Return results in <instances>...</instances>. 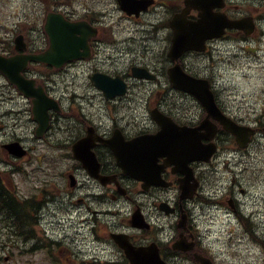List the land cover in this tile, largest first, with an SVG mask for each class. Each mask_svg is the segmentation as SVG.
<instances>
[{
	"label": "clouds",
	"instance_id": "clouds-1",
	"mask_svg": "<svg viewBox=\"0 0 264 264\" xmlns=\"http://www.w3.org/2000/svg\"><path fill=\"white\" fill-rule=\"evenodd\" d=\"M123 2L0 0V264H264V0H210L243 26L202 36L179 61L173 22L196 25L204 9ZM50 17L84 26L59 63L32 59L53 50ZM177 70L211 109L177 87ZM157 116L195 133L198 152L183 170L154 154L146 176L114 142L157 138Z\"/></svg>",
	"mask_w": 264,
	"mask_h": 264
},
{
	"label": "water",
	"instance_id": "water-1",
	"mask_svg": "<svg viewBox=\"0 0 264 264\" xmlns=\"http://www.w3.org/2000/svg\"><path fill=\"white\" fill-rule=\"evenodd\" d=\"M202 1L203 0L196 1L194 3L192 2V0H189L190 5L201 7L202 9H204V11L202 12L201 21L196 25H190V27H193L191 30H184L185 23L180 17H177V19L173 22V26L177 29L176 46L174 48L173 55H178L179 52L185 47L193 46L192 44H196L202 36L218 32L223 25L243 26L229 24V22H227L222 16L212 15L210 12V0H204L205 6L201 5ZM133 4L137 6L136 2H134ZM134 9L135 8H133L132 10ZM225 29H227V27ZM48 57L49 54L41 57V59H45ZM13 64L14 63H12L11 66H13ZM9 73L13 75V77H15V72ZM174 77L176 79V85L179 89L192 94L193 96L198 98L202 104L207 105L211 109V98L206 88L200 85L197 81L182 75L179 71L174 74ZM164 123H162V125L165 128L166 125ZM239 137L243 140L247 138V133L244 132V134L239 135ZM142 143L145 146L142 147ZM149 144L151 145L150 151H148L146 148V146ZM83 146H85V143H82L78 146V152L83 148ZM122 148L127 149L131 152L129 153V155H123L119 150H117L118 154L121 156L122 162L127 163V165L130 167V170L141 172L144 175L149 176L150 174H152V170H150L148 167L154 160V154L171 153V155L175 157L177 164L181 165L184 159L198 152V140L195 133L189 132L187 130L181 131L174 126H171L170 129H164V131L153 140H141L130 144H124ZM12 150L17 151L15 146H12ZM86 150H88V144L86 146ZM86 154L87 155L83 154L82 156L87 158L88 153ZM188 191L189 188L185 184L186 194ZM141 261L139 259L137 261V264H145Z\"/></svg>",
	"mask_w": 264,
	"mask_h": 264
},
{
	"label": "flooded vegetation",
	"instance_id": "flooded-vegetation-1",
	"mask_svg": "<svg viewBox=\"0 0 264 264\" xmlns=\"http://www.w3.org/2000/svg\"><path fill=\"white\" fill-rule=\"evenodd\" d=\"M136 2V0H124V2L122 3V7H124L125 9H128V10H132L133 8H136L138 7L139 5H134L133 3ZM201 5L205 6L204 5V1L201 2ZM193 27H190V25H186L184 26V30H191ZM229 29L226 30V32L228 31ZM175 56V55H174ZM177 60H182V54L177 58ZM179 67V66H178ZM178 71V70H177ZM175 74V73H174ZM157 118V117H156ZM186 125H180V127H185ZM243 126V125H241ZM118 140V139H117ZM119 141V140H118ZM116 144V142L114 143V145ZM81 153H86V150L81 152ZM195 163V162H193ZM166 171H169L170 172V177H169V181H166V182H170L171 178H173L175 176V173H171V170L168 169ZM133 247H135V244L133 241H130L129 242ZM162 258V257H161Z\"/></svg>",
	"mask_w": 264,
	"mask_h": 264
}]
</instances>
